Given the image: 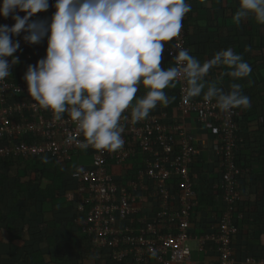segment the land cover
Instances as JSON below:
<instances>
[{
    "label": "built area",
    "instance_id": "1",
    "mask_svg": "<svg viewBox=\"0 0 264 264\" xmlns=\"http://www.w3.org/2000/svg\"><path fill=\"white\" fill-rule=\"evenodd\" d=\"M48 3L49 8L34 14L29 22L45 21L55 0H48ZM12 15L22 17L25 13L14 12L8 18L0 17V26L11 27L14 24ZM182 25L180 35L165 48L173 65L178 49H186L185 17ZM24 35L26 33L21 32L11 38L20 44L17 50L20 56L15 58L27 67L34 66L44 57L47 45H43V40L39 44H28L23 40ZM175 85L180 115H194L198 123L213 127L221 136V145L214 149L222 170L220 187L224 201L234 204L240 197L239 177L244 174L236 164L238 127L235 119L239 115L233 109L229 113L221 112L214 106L215 101L205 103L203 98H192L186 104L183 102L185 83L178 81ZM124 116L128 119L121 120L124 129L121 149H82L76 141H68L69 135H76L75 124L68 115L65 113L57 121L50 111L39 108L27 93L21 70L16 64L12 65L11 75L0 81V159L12 155L49 157L65 162L80 150H93L90 169H79L72 176L82 184L77 226L80 233L91 240L94 249L105 251L117 264H199L194 254L206 255L213 251L217 255L216 264H264V260L245 257L238 261L235 257L231 237L236 229L232 224L231 208L212 232L190 233L195 192L189 169L197 154L193 138L186 135L182 127L162 125L151 116L137 123L131 122L130 110H126ZM176 146L179 151L173 154ZM138 151L145 155L142 165L128 182L117 183L109 166L124 165ZM140 193H148V203L156 206V212L143 213V208L137 205L142 198ZM152 250L155 256L151 255Z\"/></svg>",
    "mask_w": 264,
    "mask_h": 264
},
{
    "label": "clouds",
    "instance_id": "2",
    "mask_svg": "<svg viewBox=\"0 0 264 264\" xmlns=\"http://www.w3.org/2000/svg\"><path fill=\"white\" fill-rule=\"evenodd\" d=\"M53 7L47 23L29 22L34 14L49 8L48 0H0V17L25 13L12 15L11 27L0 26V81L18 63L13 54L20 44L12 36L24 32L23 40L33 45L46 37L44 57L27 67L23 80L39 108L50 111L57 121L68 115L76 132L68 141H76L78 147L121 149V120L128 119L125 111L130 109L132 123L148 118L157 105L170 103L164 89L178 81L186 85V104L203 94V101H215L221 112L250 106L241 84L232 83L225 92L205 80L214 67L224 68L233 80L251 74V66L231 48L203 63L179 48L175 65L161 67L165 44L180 35L183 18L191 11L187 0H55ZM249 17L264 25V0H238L235 23ZM141 86L146 92L137 98ZM79 136L83 139L78 140ZM151 255H156L155 250Z\"/></svg>",
    "mask_w": 264,
    "mask_h": 264
},
{
    "label": "crops",
    "instance_id": "3",
    "mask_svg": "<svg viewBox=\"0 0 264 264\" xmlns=\"http://www.w3.org/2000/svg\"><path fill=\"white\" fill-rule=\"evenodd\" d=\"M187 2L191 4V11L185 15L187 50L190 55L203 63L211 59L216 52L227 48H231L236 54H240L242 50L246 49L245 45L226 44L227 39L234 38L237 30L231 9L236 5L235 0H187ZM54 12L55 8L53 7L45 20L46 23ZM170 42L165 44L162 53L161 67L165 69L172 67L165 54V48ZM43 45H47L46 37L43 39ZM242 58L251 64V60L246 59L245 55H242ZM16 66L24 75L27 64L18 62ZM251 77L262 80L264 72H255L253 76L249 75L237 80L236 83L244 85L249 90ZM230 79L222 67H214L205 77L206 81L215 83L225 92L231 90L232 81ZM164 91L170 98V103L167 106L157 105L151 110L149 116L157 119L159 123L165 126L178 125L182 127L186 135L193 138L197 157L190 168V177L197 201L191 215L190 228L195 235L212 232L224 212L220 187L222 170L214 153L219 136L213 127L198 123L194 115H180L177 110L176 87L171 86ZM145 92L146 89L141 86L136 97H142ZM242 94L248 96L247 91L246 94L245 91ZM202 96L203 94L194 99L199 100ZM133 103H135V99ZM252 110L253 104L251 103L248 108L241 109V111L249 113ZM144 120L146 121L147 118ZM254 124H249V127L244 126L242 129L245 130L242 131V134L253 136ZM93 154V150H80L77 154L71 155L70 160L65 162L56 160L50 162V160H44V157L23 156L1 159L3 165L0 162V264H6L10 255H19L25 242L30 240V223L26 222L28 219L22 220L21 216L26 218L39 216L38 221H41L44 226L46 225L50 234L62 242L79 241L77 220L81 215L78 206L82 184L72 176L79 169H90ZM144 156L138 151L134 158L129 159L124 165L111 164L108 170L117 183H126L133 178L135 171L142 165ZM239 157L240 167L243 168L244 175L240 183L242 201L238 206L239 214H237L235 221H239L237 228L238 232L241 231L242 233L237 235L234 240V252L240 259L245 257L264 259V142L257 145L243 144ZM36 171H44V176L55 181V184L53 186L48 184L49 187L47 189L45 187V190L42 191L43 196H50L49 201L31 206L25 199L29 190L38 187ZM66 175L69 178L65 181L64 176ZM39 188L41 186L37 188V192ZM140 196L142 198L137 205L142 207L144 211L156 212V206L148 203V193H140ZM56 211L64 212L62 214L64 218L69 217V219L78 215L74 227L71 228L73 225L70 224V221L62 223L63 225L68 223V226H62L55 221ZM58 248L61 249V246ZM212 254L211 252L206 255L195 254V260L199 264H216L215 255ZM43 257L44 255L37 253L33 257L32 264H43ZM46 264L53 263L47 261Z\"/></svg>",
    "mask_w": 264,
    "mask_h": 264
},
{
    "label": "trees",
    "instance_id": "4",
    "mask_svg": "<svg viewBox=\"0 0 264 264\" xmlns=\"http://www.w3.org/2000/svg\"><path fill=\"white\" fill-rule=\"evenodd\" d=\"M235 2H236L235 3L236 5L234 7H231L232 12H233V17L238 7V0H235ZM236 29L237 30L235 32L234 38H230V40L227 39L226 44H237L238 46L245 45V48H246L244 49L245 52L244 50H242L240 54L243 56L245 55L246 59L251 60V64L249 63L252 69L251 74H250L251 76H253L255 72H258V73L264 72V25L258 24L254 20V18L249 17L246 20H242L240 24H237ZM185 47L187 49L186 28H185ZM19 54L20 53L17 51L13 54V56L18 57L20 56ZM31 54L34 55V52H31ZM169 62L172 64V66H174L171 60ZM230 80L232 81V83L237 82V80H233L232 78ZM250 85L251 87L249 90H247V88L244 87L243 85L242 93L245 91V94H246V91H247V95L250 99V103L253 104V110L249 113L246 111H241L240 108L233 109V111L239 115V117H236L235 122L238 127V131L236 132V136L238 139L236 164L238 168L240 169H243L240 167V157H239V152L242 148V145L243 144L257 145V144H262L264 142V78H262V80H259V79H256L255 77H251ZM174 87H176V90H177V86L174 85ZM176 94H177V91H176ZM177 101H178V94H177ZM168 114H170L169 111H168ZM260 121H262V123H260ZM251 123H255L254 124L255 132L253 133V136L243 135L242 131L245 129H242V128L244 126L249 127V124ZM218 136H219L218 137L219 139H218L217 145H221V136L220 134H218ZM192 144L194 146V143ZM177 151H179V146H176L174 148L173 154H176ZM10 157H12V155ZM196 157L197 155L195 156L193 163L190 165V168L193 166ZM43 159L46 161L50 160V162H54L53 160H55L49 157H44ZM0 162H2L1 159H0ZM1 164L3 165V162ZM36 173L38 174V177H36L37 178L36 184L38 187L41 186V188L43 189L39 188V191L37 192L38 187H35L36 189L28 191V196L25 199V201L31 206H36V204H41L43 201H49L50 196L49 195L47 197L43 196L42 191H44L45 189H47V187H49L47 186L48 184L52 186L53 184H55V181H51L46 176H44V171H36ZM221 175H222V172H221ZM243 175L239 177L240 197L234 204H231V205L227 204L226 201H224L223 191H221L222 198H223V205H224V212L222 216L228 211V209L230 208L232 209V212H231L232 224L234 228L236 229V233L233 234L231 237L233 249H234L233 243H234L236 236L242 233L241 231L238 232L239 230L237 228V225L239 221L238 220L235 221V219H236L237 214H239L238 206L240 202L242 201V195H241L242 192L240 191V187H241L240 183L243 179ZM68 178L69 177L67 175L64 176L65 181ZM65 181L63 180L64 183H66ZM30 189H32V187H30ZM174 191L175 190H172L173 193ZM196 201H197V197L195 194L194 201H193L195 207H196ZM173 206H175L174 208H176V204ZM194 209H192L191 215L194 212ZM63 213L62 211H58V212L56 211L55 221L59 222V224L62 226H66V225L68 226V223H65L64 225L62 223L65 221L66 222L70 221V224L73 225L71 228H73L74 224L76 223V219L78 215L74 216L72 219H69V217L64 218V215H62ZM143 213L150 214L151 210H145V211L143 210ZM38 217L39 216L37 215L33 217H29V218L21 216L22 220L26 221V219H28L26 222L30 223V231H31L30 240L25 242L23 248H21L20 250L19 255H16V254L10 255L7 258L8 260H6L7 262L6 264H32L33 257L37 253L41 254L42 256L44 255L43 264H46L47 261L52 262L53 264H117L115 263V261L112 260V258L109 257V255L105 251H98L94 249L92 246L91 240L88 237L79 233L78 227H77V230L79 234V241L72 242L71 240H69L65 243L64 241L62 242L61 240H58L56 236H54L53 234H50V232L48 231V227L46 225L44 226L41 223V221H38ZM219 222L215 225L216 226L215 229L219 226ZM133 225L135 226V224ZM190 226H191V221H190ZM191 230L192 229L190 228L189 230L190 233H192ZM203 234H206V232ZM69 235H70V232H69ZM59 246H61V249L58 248ZM211 253L215 255V258L217 260L216 253L214 251ZM235 257L238 259V261L242 260V258L241 259L238 258L236 254H235Z\"/></svg>",
    "mask_w": 264,
    "mask_h": 264
},
{
    "label": "rangeland",
    "instance_id": "5",
    "mask_svg": "<svg viewBox=\"0 0 264 264\" xmlns=\"http://www.w3.org/2000/svg\"><path fill=\"white\" fill-rule=\"evenodd\" d=\"M192 248H193V245H192ZM193 257H194V259H195V258H196V255L194 254V256H193ZM200 258H202V256H200Z\"/></svg>",
    "mask_w": 264,
    "mask_h": 264
}]
</instances>
